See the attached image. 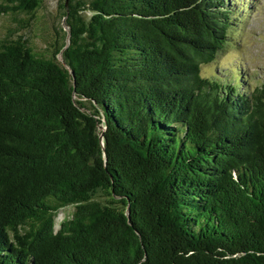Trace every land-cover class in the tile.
I'll list each match as a JSON object with an SVG mask.
<instances>
[{
    "label": "trees",
    "instance_id": "1",
    "mask_svg": "<svg viewBox=\"0 0 264 264\" xmlns=\"http://www.w3.org/2000/svg\"><path fill=\"white\" fill-rule=\"evenodd\" d=\"M238 3L61 0L43 54L0 0V264H264V82L201 73Z\"/></svg>",
    "mask_w": 264,
    "mask_h": 264
},
{
    "label": "rangeland",
    "instance_id": "2",
    "mask_svg": "<svg viewBox=\"0 0 264 264\" xmlns=\"http://www.w3.org/2000/svg\"><path fill=\"white\" fill-rule=\"evenodd\" d=\"M44 4L35 19L31 20V29L27 31L29 39L35 48L43 54H50L53 48L49 43L56 39L55 30L62 27L65 31L64 20L60 19L61 0H43ZM249 7L243 10L238 20V26L233 30L232 45L227 46L211 66H203L202 75L209 77L213 74L232 80H242L246 77L249 89L264 82V0H239V6ZM26 21L25 17L19 18ZM16 27L7 17L0 18V37L8 32L7 27ZM20 27V25H19ZM74 206L62 208L56 216V230L60 223L71 218Z\"/></svg>",
    "mask_w": 264,
    "mask_h": 264
},
{
    "label": "water",
    "instance_id": "3",
    "mask_svg": "<svg viewBox=\"0 0 264 264\" xmlns=\"http://www.w3.org/2000/svg\"><path fill=\"white\" fill-rule=\"evenodd\" d=\"M129 213H130V211H129V209H128V211H127V215L129 216Z\"/></svg>",
    "mask_w": 264,
    "mask_h": 264
}]
</instances>
